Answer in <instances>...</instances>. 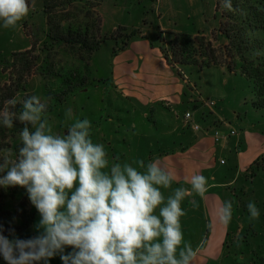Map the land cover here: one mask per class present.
<instances>
[{"label":"clouds","instance_id":"obj_1","mask_svg":"<svg viewBox=\"0 0 264 264\" xmlns=\"http://www.w3.org/2000/svg\"><path fill=\"white\" fill-rule=\"evenodd\" d=\"M220 6L235 11L232 0H220ZM30 10L29 0H0V21L15 28ZM65 119H73L71 107ZM17 121L21 146L0 155V188H24L40 219L38 234L29 239L13 228L4 235L0 223L5 264H49L56 256L62 264H194L204 241L194 249L185 239L182 205L187 200L199 207L194 194L205 197L207 177L196 173L184 178L189 186L174 188L180 178L158 158L110 157L103 143L93 142L87 118L54 131L48 102L37 95L3 101L0 126L11 129ZM247 210L250 219L260 217L254 201ZM232 214L233 202L224 201L219 221L228 225Z\"/></svg>","mask_w":264,"mask_h":264},{"label":"rangeland","instance_id":"obj_2","mask_svg":"<svg viewBox=\"0 0 264 264\" xmlns=\"http://www.w3.org/2000/svg\"><path fill=\"white\" fill-rule=\"evenodd\" d=\"M58 18L61 16L60 26L71 28L81 33L89 32V37L95 36L105 40L110 34L119 31L124 35L117 41L105 40L100 49L89 58L83 54L84 60L78 54L63 47H52L45 50L44 32L48 31L47 19L44 13L46 0H29L30 12L15 28L5 29L0 21V53L7 55L11 52L24 51L36 44V55H40L37 73L27 80L29 95L40 96L47 100L50 123L54 131L63 132L67 126L76 119L87 118L91 121L92 129L98 127L99 122L105 120V114L111 104L107 102L105 91L110 84L111 62L113 51L123 47L127 35L137 34L133 38L151 39L159 48L170 47L172 36L169 33H184L193 36L200 35L211 41L216 47L223 44L224 39L218 35L220 13L217 12V0H47ZM118 30V31H117ZM126 35V36H125ZM217 40L214 39V36ZM259 36L253 34L252 39ZM47 67L50 70H47ZM191 83L197 85L198 91L203 95L204 102H215V106L207 107L210 121L216 119L218 113L228 121L233 122V128L241 134L249 135L257 129L263 132L264 110L253 108V86L251 81L240 72L230 73L225 68H210L200 71L198 67H180ZM182 73V72H181ZM75 77L87 80V84L76 90L63 103L55 106L51 99L52 90L60 93L56 85L60 77ZM56 84V85H55ZM109 89V88H108ZM24 94H18L23 99ZM201 95V96H202ZM73 109V119H65V110ZM102 108H105L103 111ZM110 108V107H109ZM202 112H197L201 124L207 121L202 119ZM103 115L102 118L99 116ZM98 118V119H97ZM248 133L246 134L248 137ZM250 137V136H249ZM18 144L21 143L18 137ZM251 144V149H252ZM243 148V147H242ZM3 154V152H2ZM1 154V155H2ZM252 173V172H251ZM248 173L241 182V189L237 190L240 197V209L237 218L239 226L236 227L237 236L228 247L234 252L230 260L233 264H264V174ZM249 201H254L260 210L258 219H250L247 210ZM20 202V197L14 202ZM29 209L35 217L30 232L35 236V225L40 217L34 206L28 203ZM238 242V243H237ZM71 249H66V253ZM242 257L243 259H237ZM49 264H62L59 256L52 258Z\"/></svg>","mask_w":264,"mask_h":264},{"label":"crops","instance_id":"obj_3","mask_svg":"<svg viewBox=\"0 0 264 264\" xmlns=\"http://www.w3.org/2000/svg\"><path fill=\"white\" fill-rule=\"evenodd\" d=\"M109 79L105 94L113 105L91 132L93 142L103 143L109 156H119L121 162L158 158L180 178L174 188L189 186L184 178L193 174L207 177L205 197L194 194L199 207L193 208L187 200L182 205L186 211L181 218L184 236L194 249L204 241L194 264H233L230 259L235 254L228 242L239 230H235L241 205L237 190H242L244 178L247 181L249 167L264 154V131L241 134L232 121L215 112L216 119L210 121L207 110H211L203 106L197 85L188 77L183 80L151 39L133 38L125 50L113 55ZM199 111L206 124L199 122ZM187 112L192 113L191 119L185 118ZM262 123L264 127V120ZM194 125L200 129L195 130ZM216 128L237 134L217 142ZM228 200L233 202V214L224 225L219 221V209Z\"/></svg>","mask_w":264,"mask_h":264},{"label":"trees","instance_id":"obj_4","mask_svg":"<svg viewBox=\"0 0 264 264\" xmlns=\"http://www.w3.org/2000/svg\"><path fill=\"white\" fill-rule=\"evenodd\" d=\"M47 0L44 6V13L47 19L48 31L44 32L45 44L52 47H63L68 51L75 52L84 60L83 54L90 58L97 52L105 40L117 41L124 35L119 31L110 34L105 40L95 36L89 37V32L81 33L71 28L65 29L60 26L61 16L58 18ZM235 11L222 10L220 0H217V12L220 13L218 35L224 39L223 44L216 47L211 41H207L200 35L193 36L184 33H169L172 36L170 47H161V52L180 77L185 80V74L180 67L194 66L202 72L210 68H225L230 73L240 72L247 77L253 86V108L264 110V0H232ZM137 33L132 32L125 35L127 40L125 45L118 50H114V56L125 50L130 38ZM253 34L259 38L252 39ZM214 39L217 40V37ZM36 44L32 43L31 48L11 52L7 55L0 53V107L3 101L18 97L22 93L23 98L29 95L27 90V80L37 73L39 69L40 55H36ZM49 71L50 68L47 67ZM182 72V73H181ZM61 81L56 85L60 93L52 90L51 99L55 106L60 105L69 98L76 90L87 84V80L75 77H60ZM17 112L20 106L15 109ZM52 109L49 107L48 112ZM23 125L18 121L13 128L8 129L0 126V155L4 150H11L14 154L18 151L21 143L18 144L19 133ZM248 173L255 175L257 172L264 174V154L258 158L247 170ZM20 197V202L13 205ZM29 199L24 188H0V223L5 227L4 235L8 236L7 229H15V234L21 239H29L34 235L30 232V227L34 222V213L29 209ZM11 238V237H10ZM0 264H5L0 257Z\"/></svg>","mask_w":264,"mask_h":264},{"label":"built area","instance_id":"obj_5","mask_svg":"<svg viewBox=\"0 0 264 264\" xmlns=\"http://www.w3.org/2000/svg\"><path fill=\"white\" fill-rule=\"evenodd\" d=\"M203 104L208 106L210 109H212L214 106H215V102H204L203 101ZM185 118L188 120V119H191L192 118V113L191 112H187L185 114ZM195 130H199L200 127L199 125H194L193 126ZM219 133V135H218ZM214 134V138L217 142H219L220 140L226 138V137H229V136H235L237 134V132L235 130H231L229 132H226L225 130H222V129H219V128H216L213 132ZM224 161H222L223 163Z\"/></svg>","mask_w":264,"mask_h":264}]
</instances>
